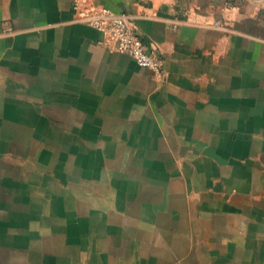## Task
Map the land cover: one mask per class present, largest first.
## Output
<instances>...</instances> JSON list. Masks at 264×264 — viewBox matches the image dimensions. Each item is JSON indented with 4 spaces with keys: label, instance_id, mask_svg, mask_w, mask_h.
Returning <instances> with one entry per match:
<instances>
[{
    "label": "crops",
    "instance_id": "0c3cea01",
    "mask_svg": "<svg viewBox=\"0 0 264 264\" xmlns=\"http://www.w3.org/2000/svg\"><path fill=\"white\" fill-rule=\"evenodd\" d=\"M0 264H264V0H0Z\"/></svg>",
    "mask_w": 264,
    "mask_h": 264
},
{
    "label": "built area",
    "instance_id": "2783aa9c",
    "mask_svg": "<svg viewBox=\"0 0 264 264\" xmlns=\"http://www.w3.org/2000/svg\"><path fill=\"white\" fill-rule=\"evenodd\" d=\"M88 23L100 31L103 39L112 43L116 50L131 55L139 66L155 74L162 72V57L147 48L143 37L131 24L128 14L101 7L89 13Z\"/></svg>",
    "mask_w": 264,
    "mask_h": 264
}]
</instances>
